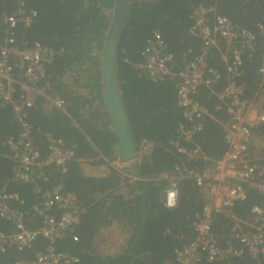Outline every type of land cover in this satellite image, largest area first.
I'll return each instance as SVG.
<instances>
[{"label": "trees", "instance_id": "16d2710c", "mask_svg": "<svg viewBox=\"0 0 264 264\" xmlns=\"http://www.w3.org/2000/svg\"><path fill=\"white\" fill-rule=\"evenodd\" d=\"M19 1L23 9L33 10L36 15L29 28L18 25L12 31L14 45L20 49L40 47L54 52L39 87L45 96L62 102L60 110L38 96L27 110L32 143L41 158L49 153L46 134L72 149V158L65 163L64 172L45 168L47 180L38 182L42 191L60 184L62 191L72 193L79 205L78 224L55 241L53 250L76 257L74 264H177L175 251L194 241L192 224L207 200L193 180L180 175L202 170L205 161L190 159L176 151L175 142H180L177 127L183 120L176 104L175 80L161 77L153 82L136 65L144 60L142 51L155 32L172 56L175 71L184 61L186 50L198 53L200 41L192 38L188 29L190 17L199 6L213 7L215 15L225 16L234 25L256 33L258 25L264 26V0H125L127 17L117 37L114 55L118 92L135 153H139L142 143L148 144L149 150L139 154V160L130 167L122 169L110 164L118 159L113 150L118 141L102 100V50L114 1L0 0V44L6 36L2 19L17 11ZM254 47L253 53L242 54L236 78V83L245 88L243 97L249 100L264 97V89L257 92L261 55L258 37ZM208 65L218 69L221 78L211 92L199 89L195 99L214 119H225L223 112L215 109L216 93L226 83L225 64L218 52L211 50ZM17 133L11 107L0 106V189L5 187L9 194L18 195L21 203L14 208L24 213L26 227L34 230L42 225V217L31 208L41 198L34 194L31 184L11 181L14 163L6 141L15 139ZM183 145L198 147L208 161L215 160L225 151L223 128L208 118L202 131ZM261 160L260 164L264 165V152ZM83 165L104 166V173L94 176ZM171 177H176L173 181L178 195L175 208L168 209L163 205V197ZM263 205L264 198L249 190L231 213L243 220L253 206ZM51 212L59 216L58 209ZM230 228L231 220L225 214L215 216L213 231L220 249H225V242L231 237ZM108 229L120 233L121 241L106 250L101 240H107L101 234ZM12 230V224L0 218V232ZM232 242L234 248L239 247L236 241ZM46 246L47 242L38 238L25 250L9 249L0 253V264L14 261L31 264ZM198 252L202 254L200 249ZM200 261L197 264H264V257L255 260L244 252L239 257Z\"/></svg>", "mask_w": 264, "mask_h": 264}, {"label": "built area", "instance_id": "2783aa9c", "mask_svg": "<svg viewBox=\"0 0 264 264\" xmlns=\"http://www.w3.org/2000/svg\"><path fill=\"white\" fill-rule=\"evenodd\" d=\"M19 1L16 12L3 17L5 37L0 44V106H10L18 133L15 139H8L6 147L14 166L12 182L32 185L35 195L41 201L32 206L31 211L42 217V225L34 230L26 227L24 213L14 208L21 203L17 194H9L0 189V218L10 222L11 232H0V253L9 249L17 251L29 248L38 238L47 242L45 250L35 255L31 264H74L77 258L53 250L56 240L62 239L79 222V205L72 193L62 191L60 184L50 190L42 191L38 182L47 180L43 170L54 167L64 172L65 163L72 158V149L61 140L44 136L48 155L40 157L38 149L32 143V126L27 121V110L36 98L42 97L47 105L62 109V102L45 96L39 87L45 77L46 68L54 58V52L46 48L20 49L14 45L13 30L21 25L29 28L36 15L33 10H25ZM211 18V19H209ZM188 34L200 41L198 53L188 49L183 54L184 61L178 70H174L172 56L159 35L153 33L142 51L144 60L136 65L146 77L155 82L161 77L175 80L176 104L183 122L178 124L179 141L175 142L176 151L193 160L205 161V168L198 172L189 171L180 177L190 178L196 188H200L207 197L200 214L193 222L195 239L190 244L175 251L177 264H197L202 258L206 262L241 256L247 253L251 258L264 257V205L253 206L246 219L232 215L234 206L246 198L249 190H255L264 198V165H261L264 152V97L255 96L251 100L244 98L245 88L236 83L242 65V54L253 53L257 37L260 40L261 55L257 68L260 78L258 91L264 89V26L258 25L256 33L234 25L227 17L215 15L213 7L194 9ZM211 50L218 52L225 64L226 83L216 93L218 104L215 109L223 112L225 119H214L209 111L196 99L199 89L211 92L221 74L218 69L208 65ZM211 118L223 128L225 151L215 160L208 161L198 147L186 148L203 129V123ZM183 123V124H182ZM183 142V143H182ZM182 144V145H181ZM149 145L142 143L139 153L129 162L139 160V154H145ZM128 163V162H126ZM132 180L135 177H129ZM170 183L164 191L163 205L166 206L170 191L176 190V184ZM59 210V216L51 212ZM225 214L231 220L230 235L225 249H220L213 231L216 215ZM239 244L234 248L232 240ZM202 251V254L198 252ZM201 262V261H200ZM9 264H24L14 261Z\"/></svg>", "mask_w": 264, "mask_h": 264}, {"label": "water", "instance_id": "95a60500", "mask_svg": "<svg viewBox=\"0 0 264 264\" xmlns=\"http://www.w3.org/2000/svg\"><path fill=\"white\" fill-rule=\"evenodd\" d=\"M113 1L114 8L112 13V20L110 27L106 33L102 50V100L113 133L118 141L113 146V150L118 155V161L120 163H126L134 159L136 153L134 151L132 134L128 126L124 108L119 97L114 66V55L117 37L125 23L127 14L125 10V0ZM130 173L134 175V172L131 170Z\"/></svg>", "mask_w": 264, "mask_h": 264}, {"label": "rangeland", "instance_id": "374dc122", "mask_svg": "<svg viewBox=\"0 0 264 264\" xmlns=\"http://www.w3.org/2000/svg\"><path fill=\"white\" fill-rule=\"evenodd\" d=\"M133 161L132 162H128V163H120L118 161V159H116L115 161L111 162L110 164L116 168V169H122L123 167H130L132 165ZM84 167V170L88 173H91L93 174L94 176L95 175H100V174H103L104 173V169L105 167L104 166H96V165H89V166H85L83 165ZM102 239L105 237L107 241H104L101 240V245H104V249L108 250L109 248L112 249L111 245L113 243H115L116 241L119 242L121 241V235L120 233H118L117 231H111V229L103 232L102 234ZM110 244V246H109ZM102 249H103V246H102Z\"/></svg>", "mask_w": 264, "mask_h": 264}, {"label": "clouds", "instance_id": "9594fccd", "mask_svg": "<svg viewBox=\"0 0 264 264\" xmlns=\"http://www.w3.org/2000/svg\"><path fill=\"white\" fill-rule=\"evenodd\" d=\"M168 195H169V199H168L166 206H169V207L174 206L176 197L178 195V191L176 190L170 191Z\"/></svg>", "mask_w": 264, "mask_h": 264}]
</instances>
